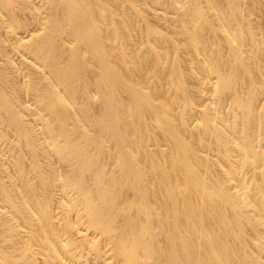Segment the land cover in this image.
Instances as JSON below:
<instances>
[{
    "label": "bare ground",
    "instance_id": "1",
    "mask_svg": "<svg viewBox=\"0 0 264 264\" xmlns=\"http://www.w3.org/2000/svg\"><path fill=\"white\" fill-rule=\"evenodd\" d=\"M40 1L0 0V126L19 141L10 183L0 175V205L13 216L2 223L12 249L0 246V264H34L36 248L50 264L84 245L101 257L103 242L119 264H259L248 237L264 238V0L250 10L258 28L241 0H170L188 61L141 10L161 0ZM18 3L29 19L15 12ZM20 33L31 72L6 98L9 69L16 71L7 45ZM186 66L217 110L232 95L229 117L197 110ZM25 92L34 95L41 136L24 120ZM40 154L68 167L60 182L75 191L61 229L49 194L54 167L46 172ZM23 215L31 229L15 252ZM83 220L96 240L72 238Z\"/></svg>",
    "mask_w": 264,
    "mask_h": 264
},
{
    "label": "rangeland",
    "instance_id": "2",
    "mask_svg": "<svg viewBox=\"0 0 264 264\" xmlns=\"http://www.w3.org/2000/svg\"><path fill=\"white\" fill-rule=\"evenodd\" d=\"M138 4L140 1L134 0ZM32 4L41 7L40 0H31ZM170 0H161L159 4H151L145 3L141 4V10L145 13L147 17V21L155 26H158L165 34H167L170 38L177 40L179 43L178 54L180 57L186 61L192 60L193 56L190 51L185 48L183 45L181 38L176 32L178 22H177V14L175 11L171 10L169 5ZM150 5V6H149ZM242 9L248 15V19L253 28H258L260 25L261 17L256 14L250 13L252 8L254 7V0H241ZM153 8V9H152ZM155 8V9H154ZM157 9V10H156ZM161 10V11H160ZM15 12L21 17L29 19V8L27 5L18 3L15 7ZM41 17L45 16V13L41 12ZM209 16L212 19H215L214 15L209 12ZM141 29L145 28V24L143 22L139 23ZM27 34H17L14 38H12L7 45V56L11 59L14 66L16 67V71H12L9 69L11 73L10 81L8 85L4 87V93L6 98H11L14 96V87L25 86L28 75L31 72V69L28 67L32 64L31 57L23 50L21 47V42L27 40ZM26 38V39H25ZM146 40L140 38V45L145 46ZM0 68L5 69L6 64L4 58H0ZM183 72L186 75L188 85L191 89L192 98L194 100L195 106L197 110L200 112L205 107H209L210 112L217 113L219 112L223 117H229L232 113L231 100L232 95L227 94L220 108L217 110L216 105L214 104L211 95L204 89H201L199 80L192 74L190 69L186 66L183 68ZM255 80L260 82L262 79V74L260 72H256L254 74ZM215 80L210 79L209 83L211 86L215 85ZM22 104L25 110L24 120L33 127L34 133L41 136L42 132V122L38 120L37 122V104L35 102L34 95L32 93L25 92L23 95ZM264 106V97L261 98L258 104V109H263ZM31 110H30V109ZM226 112H224V111ZM228 111V112H227ZM231 112V113H230ZM199 115L190 119L189 128L197 129V125L199 123ZM8 135V136H7ZM206 141L208 143H212L211 137H207ZM19 141L15 136L13 130L8 129L6 127L0 126V175L2 179L10 183L8 177L5 173H9L11 175L15 174L16 167L14 162V156L18 152ZM23 151L26 153L25 149ZM3 156V158L1 157ZM205 158L210 161H219V155L216 152H208L204 153ZM30 160V159H29ZM39 161L41 165L44 167L46 172L50 171V165L52 164L54 167L55 178L49 187V194L53 203L52 207V215L56 223L58 224L59 229L63 226L64 222L68 219V215L63 208V203L68 200L74 198L75 191L72 189L65 188L63 184L60 182L61 176L66 172L68 167L66 165L60 164L53 158L51 160L47 158L45 155L40 154ZM29 177L34 180V175L30 174ZM246 181H250L251 172H246ZM11 187V185H10ZM251 194L255 197L256 191L253 187H250ZM62 196V197H61ZM131 196V193H129ZM13 218L11 210L8 207H3L0 205V246L10 250L12 249V245L10 242L4 237L6 235L4 227L2 223L6 221H10ZM28 215H23L20 220H18V232L15 237H17V244L15 245V252H17V248H20L24 244V237L30 231V226L26 219H28ZM75 221V218H73ZM22 223V224H21ZM76 234V235H75ZM72 238L75 242L79 243L83 240V238H89L90 240H96L97 236L92 233L89 229L85 220L78 224L77 228L71 234ZM264 236V235H263ZM60 244L64 243V236L61 234L60 236ZM249 250L252 255H255L259 259V264H264V238L258 239L254 235H250L248 237ZM103 255L98 257L95 255L90 245H84L76 248H72L70 250V255H66L62 257L61 262L59 264H119L113 258L112 245L108 242H103ZM83 247V248H82ZM37 249V250H36ZM35 250V259L34 264H50L46 261L43 254L39 252V248ZM86 251V252H85ZM88 252V253H87ZM65 262H64V260ZM70 262V263H69ZM73 262V263H72ZM58 264V263H56Z\"/></svg>",
    "mask_w": 264,
    "mask_h": 264
}]
</instances>
